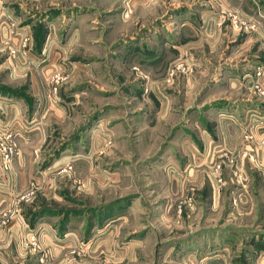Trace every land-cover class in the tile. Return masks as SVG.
<instances>
[{"label": "rangeland", "instance_id": "374dc122", "mask_svg": "<svg viewBox=\"0 0 264 264\" xmlns=\"http://www.w3.org/2000/svg\"><path fill=\"white\" fill-rule=\"evenodd\" d=\"M231 1L0 0V181L2 168L18 157V138L29 145L28 177L13 205L7 190L0 192V218L9 210L24 228L47 226L59 252L48 263L36 252L20 264L264 258V185L257 172L247 185L236 174L231 192L220 167L212 169L214 190L202 208L213 213L209 228L164 230L161 220L163 194L168 218L194 207L164 193L158 180L169 178L166 166L185 160L180 143L210 129L217 109L234 110L247 130L255 125L264 147V12L258 0H250L254 17ZM234 14L241 15L237 23ZM56 74L67 77L53 94ZM247 77L253 97L246 104L233 101L235 94L222 99L230 79L241 88ZM213 195L220 204L210 205Z\"/></svg>", "mask_w": 264, "mask_h": 264}, {"label": "crops", "instance_id": "0c3cea01", "mask_svg": "<svg viewBox=\"0 0 264 264\" xmlns=\"http://www.w3.org/2000/svg\"><path fill=\"white\" fill-rule=\"evenodd\" d=\"M231 2L244 10L249 16H257L255 14L256 6L250 2V0L242 2H240V0H233ZM258 4L260 10L262 9L264 12V0H258ZM248 81H251V78H245V83H242L240 88L238 84L235 83V79H230V86L227 89V93L222 96V99L228 100L230 96L234 94L235 97H233V101L245 102V100L251 99L253 96H250L249 93L247 94V90L251 91L248 87L250 85ZM260 100L264 101V96ZM7 103L8 102L1 105L4 111L9 107ZM223 111V109H217L216 113L219 114V116L216 114V120L211 122L210 129L204 127L199 134L195 135V138H189L190 142L180 143L181 152L186 157L185 160H178V162H176L177 164L174 162L170 165L171 167L166 166L170 169V171L169 169L166 170L169 178L164 174V176L158 180L159 186H165L167 189L164 190V193H167L171 198L176 199L179 195L178 198L184 196L186 199H190L191 202H194V207L192 209L188 206H184L181 212L182 214L180 213L181 215H177L176 210L173 212L172 216L169 217L172 221L176 222V224L173 225V223L168 221L169 218L164 215L165 212L167 213V210L165 211V196L163 194L164 203L162 212L164 214L161 220L164 230H169L173 226V230L183 227L186 228L188 226L210 227V223H208L207 220H211L210 215H213V213L212 211H204L202 208L205 205L207 194L210 190H214L215 180H213V168L220 167L221 177L224 183L223 188L226 187L230 189L231 192H236L237 190H232L231 188H238V185L235 184L238 183V180H236V174L238 173L244 175L242 185L245 184V182V185H247V178H251L254 172L259 173L261 176L260 181L262 185H264V147L258 145V137H260L262 131H255V128H253L256 127L255 125L252 126V129L247 130L249 126L242 127L241 124H238L233 118V115H235L234 110L229 111V114H225ZM34 115L35 114L31 117L33 118ZM23 121L25 120L23 119ZM184 138L188 139V137ZM18 140V157L12 159L13 161L11 162L10 168H2L1 170L3 177L0 181V192L4 189L7 190L6 193L8 196H2H6V201L8 197L12 205L17 200V193L20 189V185H23L25 179L28 177L23 173V167H27L29 145L26 144L25 141H22V139L18 138ZM21 156H24L25 159H21ZM34 165L35 164L29 168V172L34 170ZM169 172L174 174V176ZM11 173H17L18 178L13 179ZM13 188H15L14 191ZM238 193L239 192H237V194ZM209 201L212 206L218 202L220 204L218 196L213 195ZM2 202V198H0V204H3ZM189 210H193L190 218L187 217ZM235 213L239 214L240 212L239 210H235ZM237 217L239 218L240 216L237 215ZM26 232H38L39 244L36 250H31V247L19 250L20 248L22 249V247L18 246L16 243L17 234L19 235L21 233L23 235ZM54 235L53 231L45 225H40L35 230V228L31 227L24 228L18 217L14 220L12 219L7 223V226H0V264H20V262L24 261L20 258L26 255L31 256L36 252L40 253L39 256L44 255L43 258H39L40 261L44 260L48 263L49 258L50 261H52L53 258L58 257L59 254V252H57V244L53 243L55 241ZM45 254H47L48 257H45ZM258 264H264L263 257L258 258Z\"/></svg>", "mask_w": 264, "mask_h": 264}, {"label": "built area", "instance_id": "2783aa9c", "mask_svg": "<svg viewBox=\"0 0 264 264\" xmlns=\"http://www.w3.org/2000/svg\"><path fill=\"white\" fill-rule=\"evenodd\" d=\"M232 18L234 20V23H237L241 20V15L240 14H234L232 15ZM26 35L23 36L24 38V41H27V38L25 37ZM182 66V65H180ZM180 66L177 67V69L180 68ZM182 71H184V68L182 66ZM67 76H64V75H61V74H56L53 78V84L55 85L52 90H53V94H56V89H57V85L60 83H62L65 79H66ZM58 85V87H59ZM11 107H13V114L14 116L17 115L18 113V107L17 105L15 104H12ZM6 149V150H5ZM5 152L4 154H2V160L4 163L7 164L8 162V159L11 157V155L13 154V146H7V148H5ZM7 168V167H5ZM12 214L10 213L9 210H3L2 213H1V218H0V226L1 227H4L7 225V223L12 219ZM21 234V233H20ZM19 234V235H20ZM38 241H37V238L35 237V235L32 233V232H26L24 233L21 237H19V240H18V243L17 245L22 247V246H26V245H29V247L35 249L38 247Z\"/></svg>", "mask_w": 264, "mask_h": 264}]
</instances>
